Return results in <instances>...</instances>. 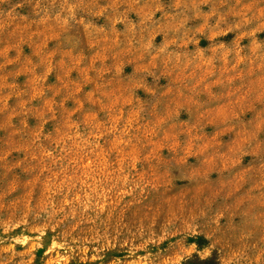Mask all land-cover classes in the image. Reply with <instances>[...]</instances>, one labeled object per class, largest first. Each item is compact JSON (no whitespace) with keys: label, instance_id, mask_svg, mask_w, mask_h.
<instances>
[{"label":"rangeland","instance_id":"374dc122","mask_svg":"<svg viewBox=\"0 0 264 264\" xmlns=\"http://www.w3.org/2000/svg\"><path fill=\"white\" fill-rule=\"evenodd\" d=\"M264 264V0H0V264Z\"/></svg>","mask_w":264,"mask_h":264},{"label":"trees","instance_id":"16d2710c","mask_svg":"<svg viewBox=\"0 0 264 264\" xmlns=\"http://www.w3.org/2000/svg\"><path fill=\"white\" fill-rule=\"evenodd\" d=\"M197 264H217L216 260L209 258L204 261L195 260ZM186 264H192L191 261H187Z\"/></svg>","mask_w":264,"mask_h":264}]
</instances>
